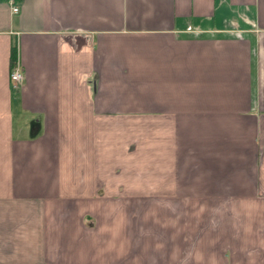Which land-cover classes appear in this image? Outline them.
<instances>
[{"label":"crops","instance_id":"obj_1","mask_svg":"<svg viewBox=\"0 0 264 264\" xmlns=\"http://www.w3.org/2000/svg\"><path fill=\"white\" fill-rule=\"evenodd\" d=\"M15 5L0 264H264V0Z\"/></svg>","mask_w":264,"mask_h":264},{"label":"built area","instance_id":"obj_2","mask_svg":"<svg viewBox=\"0 0 264 264\" xmlns=\"http://www.w3.org/2000/svg\"><path fill=\"white\" fill-rule=\"evenodd\" d=\"M10 4L13 6V11L14 12H18L19 11V7L15 5V2H13V0L9 1ZM23 73H22V69L21 66L16 62L13 65L12 71H11V79L15 82V83H19L23 81Z\"/></svg>","mask_w":264,"mask_h":264},{"label":"trees","instance_id":"obj_3","mask_svg":"<svg viewBox=\"0 0 264 264\" xmlns=\"http://www.w3.org/2000/svg\"><path fill=\"white\" fill-rule=\"evenodd\" d=\"M11 0H0V2H9ZM20 0H13V2H18ZM15 55H16V47L13 48V59L15 58Z\"/></svg>","mask_w":264,"mask_h":264},{"label":"rangeland","instance_id":"obj_4","mask_svg":"<svg viewBox=\"0 0 264 264\" xmlns=\"http://www.w3.org/2000/svg\"><path fill=\"white\" fill-rule=\"evenodd\" d=\"M13 63H14V62H13ZM15 63H16V62H15ZM15 63H14V64H15Z\"/></svg>","mask_w":264,"mask_h":264}]
</instances>
